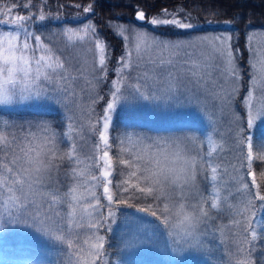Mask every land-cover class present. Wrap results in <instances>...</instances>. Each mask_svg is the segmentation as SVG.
<instances>
[{
    "label": "snow or ice",
    "instance_id": "snow-or-ice-1",
    "mask_svg": "<svg viewBox=\"0 0 264 264\" xmlns=\"http://www.w3.org/2000/svg\"><path fill=\"white\" fill-rule=\"evenodd\" d=\"M95 6L72 21L51 0L0 9V233L47 241L48 264H111L110 251L158 240L201 253V264H264V186L253 171L254 154L264 161L261 29L242 13L220 27L185 5L149 16L139 3L134 20L98 26ZM41 104L58 105L60 118L11 116ZM140 108L179 111L212 130L150 133L121 119ZM136 224L152 231L142 236Z\"/></svg>",
    "mask_w": 264,
    "mask_h": 264
},
{
    "label": "trees",
    "instance_id": "trees-1",
    "mask_svg": "<svg viewBox=\"0 0 264 264\" xmlns=\"http://www.w3.org/2000/svg\"><path fill=\"white\" fill-rule=\"evenodd\" d=\"M19 3H27L28 0H18ZM5 3L10 6L11 0H0V9L4 8ZM90 3H95L94 15L90 22L103 26L112 20L113 26L117 23L114 18H119V22H127L134 20L135 10L137 3L146 4L148 6V14L151 16L153 12L159 11L162 6H167L170 10L175 9L180 11V5H185V11H191L194 19L198 15L197 22H204L208 19L213 21L214 26L219 25L223 27L226 21L237 13H242L245 17H250V22L253 28H264V0H51L53 11L59 8V5H64L63 9H60L62 19L66 18L72 21L77 13L81 17L89 14L83 13V7L88 6ZM80 4L78 9L75 5ZM203 4L205 8L212 4L214 7H219L228 12V16H224L221 12L217 16L209 14L205 16L203 12L197 7L193 10L192 5ZM23 12V8L19 9ZM140 23V22H137ZM244 23H249L245 20ZM126 26H129L126 24ZM241 31H243V24L235 25ZM238 35V33H237ZM122 40V38H121ZM117 51L120 50V42L113 41ZM62 109L59 107H52L49 105H37L25 106L17 112L11 113V116L21 120H39L47 119L56 121L60 118ZM132 115L139 122L136 127L139 129H146L150 133H168L170 131L179 129H193L197 135L204 134L201 129L200 123L183 122L184 124L175 123L171 127H155L153 122H156L159 118L150 114L149 116L142 114L141 112L134 113H122L121 119H125L127 116ZM178 122V120L176 121ZM152 123V124H151ZM257 136L261 135V129L255 130ZM256 172L257 182L264 186V175H260L264 172V161L255 158L254 154V168ZM122 211L129 212L133 215H137L135 208H128L126 206H120ZM143 221H151L152 217L147 214H140ZM134 230L139 229V234L147 236L152 231L151 228H140L139 224L133 226ZM117 233H120V229L117 228ZM219 236V234H218ZM155 239V238H154ZM113 243L118 248L123 246L120 244V240L117 237L113 238ZM158 246L145 245L135 248L133 250H116L110 251L108 260L111 264H201L202 254L196 251L173 253L171 249L168 251L163 250V241H156ZM47 241L43 239H37L33 234L28 233L23 229H16L11 231H4L0 233V264H48V262L55 257V252L46 247ZM210 246L205 247L202 250L203 255H207L210 251ZM161 253V254H159ZM161 255L162 257H158Z\"/></svg>",
    "mask_w": 264,
    "mask_h": 264
},
{
    "label": "rangeland",
    "instance_id": "rangeland-1",
    "mask_svg": "<svg viewBox=\"0 0 264 264\" xmlns=\"http://www.w3.org/2000/svg\"><path fill=\"white\" fill-rule=\"evenodd\" d=\"M126 27H130V26H126ZM234 35H236V34H234ZM253 35L256 37L255 43L257 45H264V29H261V31L253 33ZM245 58H247V52H245ZM261 86H264V82H260L257 85V87H261ZM45 105H49L52 107H59L58 105H53V104H45ZM29 106L36 107L37 105H29ZM85 110H87V106H85ZM135 112H141L142 114L147 115V116H149L150 114L155 115L157 118H159L158 120H156V122H153L155 127H171L175 123H178V126H179L180 124H184L183 122H190V121L183 119L182 113H180L179 111H176V112H152L146 108H140V109H137ZM177 120H178V122H176ZM195 123H200L201 129L205 132L204 134H206L207 132L212 130V125L207 120H205L203 122L197 121ZM219 238L223 239V236H219ZM162 249L163 248H161L160 251H163ZM159 254H161V253H159ZM158 257H162V256L158 255Z\"/></svg>",
    "mask_w": 264,
    "mask_h": 264
},
{
    "label": "bare ground",
    "instance_id": "bare-ground-1",
    "mask_svg": "<svg viewBox=\"0 0 264 264\" xmlns=\"http://www.w3.org/2000/svg\"><path fill=\"white\" fill-rule=\"evenodd\" d=\"M255 29H264V28H255ZM237 35V33H235Z\"/></svg>",
    "mask_w": 264,
    "mask_h": 264
}]
</instances>
